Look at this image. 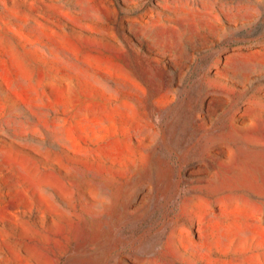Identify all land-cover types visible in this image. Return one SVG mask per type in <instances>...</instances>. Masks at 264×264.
<instances>
[{
	"label": "rangeland",
	"instance_id": "rangeland-1",
	"mask_svg": "<svg viewBox=\"0 0 264 264\" xmlns=\"http://www.w3.org/2000/svg\"><path fill=\"white\" fill-rule=\"evenodd\" d=\"M0 242L264 264V0H0Z\"/></svg>",
	"mask_w": 264,
	"mask_h": 264
},
{
	"label": "bare ground",
	"instance_id": "bare-ground-1",
	"mask_svg": "<svg viewBox=\"0 0 264 264\" xmlns=\"http://www.w3.org/2000/svg\"><path fill=\"white\" fill-rule=\"evenodd\" d=\"M1 243V242H0ZM34 243V242H33ZM3 243H1V245H2ZM40 247V246H39ZM30 248V247H29ZM13 249V248H12ZM28 249V248H27ZM30 249H32V248H30ZM33 250V249H32ZM16 254V253H15ZM18 254V253H17ZM42 254V253H41ZM28 262V261H27Z\"/></svg>",
	"mask_w": 264,
	"mask_h": 264
}]
</instances>
